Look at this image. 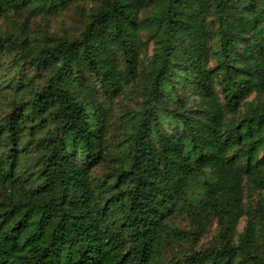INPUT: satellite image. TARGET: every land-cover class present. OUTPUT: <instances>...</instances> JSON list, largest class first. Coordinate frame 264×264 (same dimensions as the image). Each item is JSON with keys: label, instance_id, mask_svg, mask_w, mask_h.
Returning <instances> with one entry per match:
<instances>
[{"label": "trees", "instance_id": "trees-1", "mask_svg": "<svg viewBox=\"0 0 264 264\" xmlns=\"http://www.w3.org/2000/svg\"><path fill=\"white\" fill-rule=\"evenodd\" d=\"M0 264H264V0H0Z\"/></svg>", "mask_w": 264, "mask_h": 264}, {"label": "rangeland", "instance_id": "rangeland-1", "mask_svg": "<svg viewBox=\"0 0 264 264\" xmlns=\"http://www.w3.org/2000/svg\"><path fill=\"white\" fill-rule=\"evenodd\" d=\"M71 22V21H70ZM247 201L248 202H251V201H254V199L256 198V196H255V193H248L247 192ZM244 221L241 223V225H240V229L242 230L243 229V227H244ZM212 234H213V232H212ZM209 240V238H207L206 240H205V242H207Z\"/></svg>", "mask_w": 264, "mask_h": 264}]
</instances>
